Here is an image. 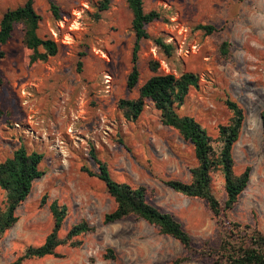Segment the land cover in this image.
Instances as JSON below:
<instances>
[{
    "label": "rangeland",
    "instance_id": "obj_1",
    "mask_svg": "<svg viewBox=\"0 0 264 264\" xmlns=\"http://www.w3.org/2000/svg\"><path fill=\"white\" fill-rule=\"evenodd\" d=\"M25 1L0 0V19ZM99 2L34 0L41 17L38 36L57 45V54L45 62L30 64L32 52L23 45L21 25L2 47L0 163L24 147L43 155V176L16 209V224L0 237V264L15 262L26 246L44 243L53 228L48 209L53 201L67 208L60 238L81 221L95 230L78 237V247H59L61 258L22 264H170L188 255L176 240L134 216L103 224L115 203L100 180L82 172L83 167L97 172L91 151L116 182L144 187L148 203L173 215L196 251L218 247L232 223L264 234V0H142L144 11H156L161 18L147 25L149 39L140 42L139 78L132 91L126 87L135 40L131 12L126 0H109L102 12ZM50 4L59 8V20L53 18ZM197 25H212L215 32L205 35ZM155 39L171 45L169 55ZM224 42L226 56L220 49ZM150 61L159 63L158 74L198 76L199 88L189 92L179 114L193 117L212 139L231 117L227 99L244 111L232 154L235 174L250 167V180L235 207L219 220L203 200L164 185L168 180L189 182V171L197 165L192 146L161 125L151 102L135 123L126 121L117 108L120 100L136 99L139 88L154 75ZM212 189L223 205L219 172L212 175ZM4 201L0 190V209ZM108 249L114 259L104 257ZM182 264L218 263L194 257Z\"/></svg>",
    "mask_w": 264,
    "mask_h": 264
},
{
    "label": "trees",
    "instance_id": "obj_2",
    "mask_svg": "<svg viewBox=\"0 0 264 264\" xmlns=\"http://www.w3.org/2000/svg\"><path fill=\"white\" fill-rule=\"evenodd\" d=\"M108 4L109 0H100L98 11H106ZM126 4L132 15L131 31L135 37L131 69L126 80L127 89L132 91L139 78L140 42L149 39L146 27L159 20L161 15L156 11H144L142 0H126ZM49 9L53 18L59 20V8L50 4ZM40 22L41 17L34 9V0H26L23 5L5 11L0 19V61L5 57L2 47L11 39L16 25L22 26L23 45L32 52L30 64L45 62L48 58L54 57L57 54V45L51 39L38 36ZM195 29L205 35L215 32L212 25H197ZM154 42L165 54H170L171 45L163 43L161 39H155ZM227 47V42L222 43L220 49L224 56L228 54ZM159 68L157 61H150L149 69L154 75L139 88L136 99L120 100L117 108L126 121L135 123L146 102H151L160 114L161 125L177 132L182 140L192 146L197 165L189 171V182L168 180L164 185L184 197L203 200L213 219L219 220L235 207L250 180V167H246L239 175L235 174L232 154L244 124V111L236 102L227 99L225 106L231 112V117L227 124L218 126L217 137L212 139L193 117L179 114L189 92L199 88L198 76L192 73H184L178 77L158 74ZM90 156L97 167V172H92L86 167L82 168V172L100 180L115 203V209L104 215L102 221L104 225L134 216L157 228L161 235L176 240L188 252L187 256L178 258L170 264H182L194 257H200L204 261L214 259L218 264H264V234L257 228L232 223L218 247L196 251L193 249L190 236L174 216L148 203L144 187L116 182L108 166L101 162L93 151ZM42 160V154L28 152L24 147H19L10 158L0 163V190L5 193L4 208L0 209V237L16 224L18 221L16 209L28 198L33 183L43 176L40 169ZM218 172L224 181L226 199L223 205L215 198L212 189V175ZM46 198L42 197V204H45ZM48 209L53 219V228L44 243L40 246H26L22 255L11 264H22L27 260L47 257L61 258L57 252L59 247L64 245L78 247L80 243L77 242V238L95 230L87 222L81 221L72 225L66 236L60 238L59 233L67 216V208L53 201ZM106 252L108 254L104 255L105 258L114 259L112 250L108 249Z\"/></svg>",
    "mask_w": 264,
    "mask_h": 264
}]
</instances>
